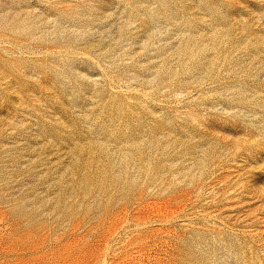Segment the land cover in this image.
Segmentation results:
<instances>
[{
	"label": "rangeland",
	"instance_id": "1",
	"mask_svg": "<svg viewBox=\"0 0 264 264\" xmlns=\"http://www.w3.org/2000/svg\"><path fill=\"white\" fill-rule=\"evenodd\" d=\"M0 264H264V0H0Z\"/></svg>",
	"mask_w": 264,
	"mask_h": 264
}]
</instances>
